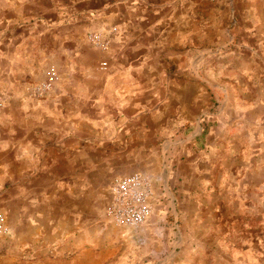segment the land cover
Segmentation results:
<instances>
[{"label": "rangeland", "instance_id": "374dc122", "mask_svg": "<svg viewBox=\"0 0 264 264\" xmlns=\"http://www.w3.org/2000/svg\"><path fill=\"white\" fill-rule=\"evenodd\" d=\"M32 1L0 0V29L25 22L23 12L32 16ZM251 2L254 24L247 32H254L255 44L243 49L239 33ZM105 4L110 13L83 20L112 28L87 34L92 64L78 58L71 66L94 79L75 89L91 91L94 103L120 86L140 97L117 125L94 114L78 123L69 162L49 164L53 171L30 175L25 186L17 179L11 199L0 196V264H264V0ZM48 5L36 3L42 10ZM146 12L161 13L158 24L166 14H189L196 25L183 38L168 36L167 58L148 47L114 61L107 32H129ZM116 77L124 83L108 82ZM134 77L140 94L131 93ZM56 80L48 76L27 93L43 98L67 89ZM136 174L148 183V216L131 226L113 217L112 187Z\"/></svg>", "mask_w": 264, "mask_h": 264}, {"label": "crops", "instance_id": "0c3cea01", "mask_svg": "<svg viewBox=\"0 0 264 264\" xmlns=\"http://www.w3.org/2000/svg\"><path fill=\"white\" fill-rule=\"evenodd\" d=\"M46 1L50 5L42 10L36 6L39 0H33L31 3L34 6L30 8L32 16L23 12L21 15L27 19L25 22L9 24L0 29V81L6 83L7 92L6 107L0 121V196L8 194L10 199L13 181L26 180L24 186L28 185L30 175H33L32 178H41L45 173L53 171V168L48 167L49 164L70 161V154L75 152L78 145V123L86 124V118L94 114L106 117L108 127L117 125L119 115L123 116L126 110L134 107L132 98L140 97L135 94L126 95L120 86L115 92L108 90L101 101L94 103L95 98L89 93L91 91L83 93L75 89V84L92 82L94 79L86 73L78 75L77 66H71L78 58L83 59L86 65L92 64L90 54L93 48L86 40L87 34L95 29L110 31L112 28V23L104 24L102 21L100 27L83 23V20L89 16L98 17L110 13L112 7L105 4L109 0ZM113 1L124 3L125 0ZM249 5L250 10L244 14L247 21L239 33V36L244 37L242 43L239 41L243 49H250L255 44L251 38L254 32L248 33L247 30L250 31L254 24L251 19L254 17L256 2ZM138 15V22L129 32L123 28L115 33L107 32L114 61H124L123 56L128 51L134 55L148 47H152L150 50L156 58H167L168 36L177 34L183 38L196 25L189 20V14L180 17H176V12L172 13V17L166 14L163 18L165 21L160 24L155 22L161 18V13L154 15V12H146ZM119 17L125 19L121 14L114 18L119 20ZM52 22L58 26L51 27ZM129 34L132 38H128ZM257 37L259 35L255 39ZM142 38L147 40L143 46ZM145 61V65H148V60ZM53 75L67 89L54 88L43 98H33L27 93L28 86ZM132 79L134 89L131 93L137 91L140 94V89L135 88L138 79ZM111 81L124 83L119 77L108 82ZM13 83H21V91L13 86L11 88ZM3 200L0 197V204Z\"/></svg>", "mask_w": 264, "mask_h": 264}, {"label": "built area", "instance_id": "2783aa9c", "mask_svg": "<svg viewBox=\"0 0 264 264\" xmlns=\"http://www.w3.org/2000/svg\"><path fill=\"white\" fill-rule=\"evenodd\" d=\"M48 89L42 87L41 91ZM114 203L113 217L117 222L136 226L143 223L148 216L145 199L149 195L148 183L139 175H132L117 181L112 187Z\"/></svg>", "mask_w": 264, "mask_h": 264}, {"label": "clouds", "instance_id": "9594fccd", "mask_svg": "<svg viewBox=\"0 0 264 264\" xmlns=\"http://www.w3.org/2000/svg\"><path fill=\"white\" fill-rule=\"evenodd\" d=\"M100 32H101V34H105V29L104 28H101L100 29ZM117 40H119V37H117Z\"/></svg>", "mask_w": 264, "mask_h": 264}]
</instances>
